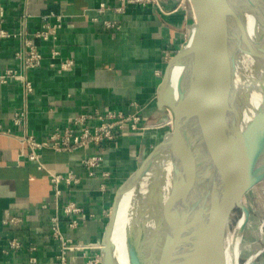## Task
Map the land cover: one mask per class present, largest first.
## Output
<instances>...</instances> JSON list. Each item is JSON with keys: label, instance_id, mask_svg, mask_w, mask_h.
<instances>
[{"label": "crops", "instance_id": "crops-1", "mask_svg": "<svg viewBox=\"0 0 264 264\" xmlns=\"http://www.w3.org/2000/svg\"><path fill=\"white\" fill-rule=\"evenodd\" d=\"M100 2L118 4L117 0H0L2 25L20 32L16 39L0 41V75L7 69L24 73L15 52L24 47L25 38L44 55L41 67L26 73L33 85L31 93H25L18 79H0V264H58L60 242L51 235L54 215L59 216L66 237L90 245L69 251L68 263L101 264V242L114 193L152 150L149 147L166 133L152 131L155 127L151 123L162 119L164 113L156 105L157 88L166 62L188 35L194 21L192 11L185 0H159V5H130L122 13L98 15L95 9ZM48 13L63 16L57 39L34 38V31L43 22L41 16ZM105 19L117 20L121 28H104ZM52 48L60 52L54 58ZM66 58L74 62L69 71L49 66L51 62L57 66ZM175 70L173 62L169 78L173 79ZM21 109L26 110V117L16 125L12 117ZM137 109L141 110L139 125L145 128H126L112 141L73 152L40 149L42 167L22 155L28 150L20 140L24 133L43 140L83 113L112 110L127 114ZM90 154L103 157L92 176L82 165V159ZM68 171L81 180L74 185L63 183L56 202L50 172ZM131 198V193L125 194L119 206L129 211ZM68 201L75 202L81 212L65 215L62 207ZM7 215L22 221L16 226L4 224ZM69 218L77 220L75 227L68 225ZM11 238L21 242L19 249L9 247ZM111 239L116 259L128 264L125 236L118 223H114ZM31 256L35 261L30 263Z\"/></svg>", "mask_w": 264, "mask_h": 264}, {"label": "water", "instance_id": "water-1", "mask_svg": "<svg viewBox=\"0 0 264 264\" xmlns=\"http://www.w3.org/2000/svg\"><path fill=\"white\" fill-rule=\"evenodd\" d=\"M188 1L194 21L166 62L157 88L156 105L171 112L172 127L117 187L102 237L101 264H117L111 232L120 195L163 160L170 165L172 186L157 208L179 190L173 264H228L230 233L242 264L241 243L251 223L248 195L264 181V0ZM246 15L253 18L252 31ZM178 59L182 75L176 94L169 68ZM154 217L159 237L166 225L155 211ZM157 237L145 236V264H159L151 247ZM128 262L139 264L132 257Z\"/></svg>", "mask_w": 264, "mask_h": 264}, {"label": "built area", "instance_id": "built-area-1", "mask_svg": "<svg viewBox=\"0 0 264 264\" xmlns=\"http://www.w3.org/2000/svg\"><path fill=\"white\" fill-rule=\"evenodd\" d=\"M117 3V5L112 6L105 2H100L95 11L98 15H103L108 11L122 13L130 5L143 7L148 5H159V0H117ZM41 18L43 21L42 25L39 29L34 31L33 37L43 41H53L57 39L58 32L63 25V16L61 14L48 13L43 14ZM94 20H97V17H94ZM102 24L106 29L119 30L121 28V24L117 20L105 19ZM19 36L20 32L5 28L0 19V41L5 39H16ZM50 54L51 57L54 58L58 56L60 52L52 48ZM15 56L21 61L24 73H18L15 69H7L0 75V79L2 81L12 78L18 79L22 83L25 93L29 94L33 91V85L27 78L26 73L41 67L44 57L43 52L30 38H25L24 47L21 50H17ZM73 64L72 58H66L61 60L57 66L55 62H51L49 66L57 67L59 71H69ZM25 117V109L17 110L12 117L13 123L19 125ZM140 119L141 113L139 109L127 114L112 110H108L105 113H83L71 119L67 126L55 129L46 139L39 140L31 133H24L21 135V142L28 147V150L24 151L22 155L30 161H36L39 167H42L43 164L40 161L39 153L40 149L48 148L56 152H73L86 149L103 141H112L119 132L126 128L132 130L145 128V126L139 125ZM92 120L96 121L93 125L90 124ZM0 132H3L1 123ZM102 160L103 157L100 154H90L82 159V165L87 173L92 176L100 167ZM104 174L106 175L107 172H104ZM80 180L81 178L72 171H68L64 174L50 172V182L55 201L58 202L60 200L62 194L61 185L63 183L74 185L78 184ZM62 210L68 217L81 212V208L73 201H68L62 207ZM21 221V218L16 215H7L3 223L16 226L20 224ZM68 225L70 227H75L77 225V220L75 218H69ZM51 235L60 242V249L57 254L58 264H69L67 259L69 251L90 247V245L76 243L66 237L60 229V218L58 215H54L51 218ZM8 244L10 248L14 249H19L21 247V242L17 238H11ZM30 249L35 250V247H31ZM34 261L35 257L31 256L29 262L31 263Z\"/></svg>", "mask_w": 264, "mask_h": 264}, {"label": "bare ground", "instance_id": "bare-ground-1", "mask_svg": "<svg viewBox=\"0 0 264 264\" xmlns=\"http://www.w3.org/2000/svg\"><path fill=\"white\" fill-rule=\"evenodd\" d=\"M246 22L249 30L252 31L254 24L253 18L249 15H246ZM175 64L176 70L173 79H171V76L169 79L172 92L177 94L182 75V67L180 65L179 59L174 62V65ZM171 186L172 175L170 165L167 161L163 160L151 171L144 172L139 179L134 181L128 187V189L120 195L114 223L119 224L120 230L125 236L128 264L129 257H132L135 260H139V264H145L141 257V249L145 242V236H158V226L154 217V211L158 215V217H160L162 223L166 225V229L152 243V252L157 255L159 264H173L172 233L176 208L178 204L179 190H176L173 197L167 204L159 209L156 206L157 202L167 196ZM127 193H131L132 197L130 201L129 211H127L121 205L119 206L122 197ZM262 206L264 208V198ZM242 220L243 217L241 215V217L237 221L236 228L239 227ZM261 227H264V219ZM233 240L234 234L230 233L225 247L228 264H238L237 240ZM112 245L115 261L117 264H121V262L116 259L113 242Z\"/></svg>", "mask_w": 264, "mask_h": 264}, {"label": "rangeland", "instance_id": "rangeland-1", "mask_svg": "<svg viewBox=\"0 0 264 264\" xmlns=\"http://www.w3.org/2000/svg\"><path fill=\"white\" fill-rule=\"evenodd\" d=\"M185 2L188 9L192 11L189 1L185 0ZM191 13L194 16L193 12ZM170 56L171 55H168L167 59ZM163 111L162 119H155V122L151 123L155 127L152 131H158L160 135L164 134L165 131L170 130L172 127L171 112L167 108H164ZM153 146L154 144L149 147V150H151ZM263 198L264 181L258 185L257 190L256 188L253 189L248 195V204L251 210V223L246 228L241 243L242 255L240 261L242 264H264V227H261L264 219V208L262 206ZM238 216L239 214L236 215L232 228L234 227Z\"/></svg>", "mask_w": 264, "mask_h": 264}]
</instances>
